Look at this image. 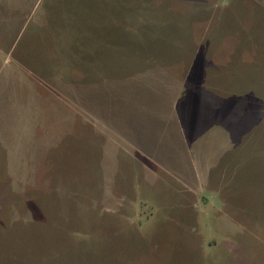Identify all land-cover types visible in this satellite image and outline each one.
<instances>
[{
    "label": "rangeland",
    "instance_id": "obj_1",
    "mask_svg": "<svg viewBox=\"0 0 264 264\" xmlns=\"http://www.w3.org/2000/svg\"><path fill=\"white\" fill-rule=\"evenodd\" d=\"M0 264H264V0H0Z\"/></svg>",
    "mask_w": 264,
    "mask_h": 264
}]
</instances>
